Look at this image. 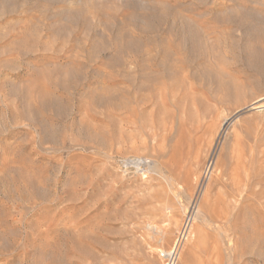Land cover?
Returning a JSON list of instances; mask_svg holds the SVG:
<instances>
[{
    "label": "rangeland",
    "instance_id": "obj_1",
    "mask_svg": "<svg viewBox=\"0 0 264 264\" xmlns=\"http://www.w3.org/2000/svg\"><path fill=\"white\" fill-rule=\"evenodd\" d=\"M262 27L264 0H0V264H264V53L230 64Z\"/></svg>",
    "mask_w": 264,
    "mask_h": 264
},
{
    "label": "bare ground",
    "instance_id": "obj_2",
    "mask_svg": "<svg viewBox=\"0 0 264 264\" xmlns=\"http://www.w3.org/2000/svg\"><path fill=\"white\" fill-rule=\"evenodd\" d=\"M247 2V1H246ZM245 30V29H244ZM255 29H253V28H251L249 31H243L242 30V34H240L239 36L238 35H236L237 37H238V39L241 41V43H242V50H243V55H241V53L239 52V53H237V54H233V56H232V60L233 61H231L230 62V64H237V63H243L242 62V60H244V58H245V55L244 54H246V53H250V51H248V49H250L251 47H250V45L248 44V41H249V39L251 38V40L252 41H254V46H252V49H251V55H252V58L253 57H256L259 53H264V27H262L261 28V30H256V31H254ZM225 31V32H224ZM223 32H224V34H225V36L227 37V38H229V37H234V33L232 32V30H231V28H230V26H226V28H225V30H224ZM224 36V37H225ZM236 37V38H237ZM226 38V39H227ZM235 38V39H236ZM226 39H225V41H226ZM231 40V39H230ZM224 41V42H225ZM233 41V40H232ZM219 43V42H218ZM226 44L228 45L229 43H227L226 42ZM251 44V43H250ZM235 45H236V43H235ZM229 47L231 46V43H230V45H228ZM223 48V47H222ZM241 48V47H240ZM122 49V48H121ZM263 55V54H262ZM168 56V53L167 52H165V53H163V55H162V57L163 58H166ZM184 59H187V58H190V57H183ZM263 58V57H262ZM218 60L217 61H214V62H212V65H214V67L216 68V70L217 69H222V67H221V63H223V60H220L219 58H217ZM246 60V59H245ZM178 61H179V63L181 64V66H183V67H188L189 65L183 60V59H178ZM248 61V60H247ZM246 63V62H245ZM227 65V69H228V71H229V66H231V65ZM260 64V63H259ZM163 65V67H162V70H161V72H159L158 74H156V75H153L154 77H151V78H159L160 76H163V75H166V74H168L169 73V67H168V65H167V63H163L162 64ZM206 65H207V63H206ZM243 65V64H242ZM239 67H240V65H239ZM252 68V67H251ZM181 69H183V68H181ZM187 69V68H186ZM211 71H212V69H210ZM210 70H208V71H206V69H202V71H196V72H190V74H191V76H192V80L194 79V80H201V79H204V80H206L207 78H206V74H208V72L210 73ZM215 70V69H214ZM231 71H233L232 69H231ZM137 72V71H136ZM136 72L134 71V70H132V68L130 67V69H129V71H128V77H127V81H126V90L124 91L125 92V96H126V98H124V99H126V104L127 105H129V103H131L132 102V95L134 94L133 92L135 91V90H137V89H139V90H142L143 88H145V84L143 83V82H137V78H138V74H136ZM183 72H187L186 70H184ZM258 72V71H257ZM260 72V71H259ZM222 73V72H221ZM228 74H229V76H231L232 78H235V77H237L238 78V76L236 75V74H234L235 75V77H234V75H233V72L231 73V72H227ZM238 73V72H237ZM189 74V72H187L186 73V75H188ZM223 75V74H222ZM240 76H242L241 75V73L239 74ZM239 76V77H240ZM264 76V75H263ZM147 77V76H146ZM205 77V78H204ZM262 77V76H261ZM149 79V78H148ZM241 79V78H240ZM262 79V78H261ZM234 81V80H233ZM232 81V82H233ZM264 82V81H263ZM238 83V82H237ZM221 84V83H220ZM261 84L262 83H260V79L257 77V74L256 73H254V74H252V75H248V74H246V75H244L243 76V82H241V84H237V86H235V88H234V91H233V95L235 94L236 96H238V99H239V101L241 100V96H242V94L245 92V85H250V86H252L253 88H256V89H259L258 87H260L261 86ZM59 86L60 87H62L60 84H59ZM216 86V85H215ZM188 89V88H187ZM215 89V88H214ZM221 86L218 84L217 86H216V91L218 92V95H217V97L214 99V100H216V102L217 103H220V104H222L223 103V101H224V99H223V97L221 96ZM65 91V90H64ZM252 93V92H251ZM263 93V92H262ZM63 94H65V93H63ZM231 93H229L228 92V94H227V97L230 95ZM248 95V94H247ZM257 95V94H256ZM255 95V97L254 98H256V99H262V98H264V96H261V98H259V97H257ZM109 97H115V96H113L111 93L108 95ZM108 96H105V97H100V96H96V97H93V99L94 100H92L91 101V103L92 104H95V105H98V104H101V105H105V103H106V98L108 97ZM182 96V95H181ZM226 98V97H225ZM227 99V98H226ZM242 101V100H241ZM114 104H116L115 102H113ZM189 106V105H188ZM188 108V107H187ZM227 120H229V119H227ZM226 120V121H227ZM222 128V127H221ZM211 166V165H210ZM220 172V171H219ZM218 173V172H217ZM220 174V173H219ZM241 183V182H240ZM244 185V184H243ZM244 187V186H243ZM240 195V194H239Z\"/></svg>",
    "mask_w": 264,
    "mask_h": 264
},
{
    "label": "built area",
    "instance_id": "obj_3",
    "mask_svg": "<svg viewBox=\"0 0 264 264\" xmlns=\"http://www.w3.org/2000/svg\"><path fill=\"white\" fill-rule=\"evenodd\" d=\"M189 224V219L186 222V227ZM184 234V232L182 233V235ZM162 256H164L165 258L168 259V264H173L174 262V258H175V250L174 252L171 253H163Z\"/></svg>",
    "mask_w": 264,
    "mask_h": 264
}]
</instances>
